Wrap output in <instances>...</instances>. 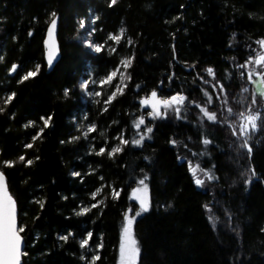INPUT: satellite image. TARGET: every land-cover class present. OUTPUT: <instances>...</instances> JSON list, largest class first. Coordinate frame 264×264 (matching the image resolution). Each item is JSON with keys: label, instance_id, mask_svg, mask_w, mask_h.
Masks as SVG:
<instances>
[{"label": "trees", "instance_id": "16d2710c", "mask_svg": "<svg viewBox=\"0 0 264 264\" xmlns=\"http://www.w3.org/2000/svg\"><path fill=\"white\" fill-rule=\"evenodd\" d=\"M53 13L62 56L49 71L43 41ZM84 21L100 51L81 39ZM121 29L119 42L110 39ZM262 39L264 0H0V168L20 209L23 264H92L96 256L95 264H117L139 178L151 189V208L135 223L139 264H264V98L251 152L231 132L197 124L189 107L209 93L220 113L211 75L233 93L249 85L240 66ZM125 60L127 86L117 92V78L106 81ZM153 90L184 96L183 109L148 119L149 138L134 146L139 100ZM193 163L213 177L206 187L194 184Z\"/></svg>", "mask_w": 264, "mask_h": 264}, {"label": "snow or ice", "instance_id": "6c2138e0", "mask_svg": "<svg viewBox=\"0 0 264 264\" xmlns=\"http://www.w3.org/2000/svg\"><path fill=\"white\" fill-rule=\"evenodd\" d=\"M117 0H111V3L114 5L116 4ZM55 16V13L52 14ZM81 27H83V24H81ZM55 29H56V20L53 19L51 26L48 31L49 40L47 42L48 44V64L51 65L52 61L55 59L59 49L57 47V44L55 42ZM124 30L121 29L120 35L118 36H111L110 39L115 40L119 42L121 37L123 36ZM259 43L264 46V41H259ZM101 47L96 46V51H100ZM125 67H128L131 65V60H125L122 62ZM249 64L253 63L252 60L248 61ZM256 64H259L261 66H264V55L259 56L258 59L255 60ZM240 67H245V65H241ZM11 71H16V66L13 65ZM39 71V66H37L36 72H28L26 76L23 77V79L27 80L30 77H33L37 74ZM209 73H213V70L211 68L207 69ZM257 75L260 76V80L253 81L254 83H258L257 91L261 96H264V74L257 73ZM116 76V73L113 72L111 75L107 77L106 82H111V80ZM121 79L123 80V75H121ZM130 79V77H129ZM249 79H252L251 73H249ZM86 87V85H83ZM222 87V86H221ZM117 91H122L121 89L117 88ZM247 91V89H245ZM14 93L12 96L7 98L6 102H11V99L14 97ZM115 96V93L113 94V97H109V102L111 99H113ZM184 97L177 96L173 97L171 101H157L156 100V93H152V99L151 100H145V104H151L154 112L153 115H160V109L159 105L162 103L166 107L171 106V104L176 103L180 104L183 103ZM253 103H255V99H253ZM176 111L178 112L179 109L177 108ZM231 112V109L228 110ZM204 114L209 120H215L216 116L214 113H209L207 109H204ZM245 123L241 124L240 131L241 133L247 137L251 131H255L258 129V122L262 119L259 113L256 114H249L247 116H243ZM51 117H49L48 120H44V125L47 127L49 120ZM144 121L140 120L139 124L136 126L139 127L140 124H143ZM94 126L89 129V131H93ZM41 131H43L41 129ZM152 129L149 128L148 132H151ZM235 134V131H234ZM143 139V138H141ZM141 141H133V143L139 144ZM123 143H127V141H123ZM175 143V141H173ZM205 143H209V141H205ZM243 147H246L249 152H251V147L247 144V140H245ZM28 147H31V145H28ZM121 148H113L112 152L109 153V155H112L116 152L121 151ZM104 152V149L102 148L100 150L101 154ZM21 160H24V157H20ZM8 166H12L13 162L6 161L4 162ZM28 164H31L32 161H27ZM198 167V166H197ZM197 168H193L192 172L193 175L196 174ZM254 171V170H253ZM78 175V173H77ZM208 179H213L211 174H207ZM195 183L197 185H203L204 181L196 178ZM140 184L143 185V188H137L133 192V196L136 200L139 201L140 204V210L135 213V215H128L126 214V223L123 227V238L122 242L120 244V264H137V260L139 257V247L137 246V241L134 236L133 232V224L135 221V216H139L142 212H146L149 210L150 207V198L148 196L147 186L144 184V181L141 180ZM98 193H94L93 196L97 195ZM119 193H116L114 191V197H118ZM43 206V205H41ZM96 205H93L95 207ZM90 209L85 208L83 211L86 213ZM131 209L128 210L129 213H131ZM23 231V228L17 227V215H16V202L11 196V194L8 192L7 182L6 178L4 176V173L0 171V264H20L21 260V243H22V237L20 236V232ZM89 239L91 238V233L88 234ZM62 239L67 240L68 237H62ZM88 240H84L81 244L82 247L87 246ZM102 246V245H101ZM99 259L98 256L93 257L92 264H95V261Z\"/></svg>", "mask_w": 264, "mask_h": 264}, {"label": "rangeland", "instance_id": "374dc122", "mask_svg": "<svg viewBox=\"0 0 264 264\" xmlns=\"http://www.w3.org/2000/svg\"><path fill=\"white\" fill-rule=\"evenodd\" d=\"M82 24H83V29L81 30V36H80L81 39L84 40L85 44L88 47L96 49V46L92 44L91 39H90L92 21L91 22L90 21L89 22L84 21ZM261 41H264V39H262ZM60 44H61V42H60ZM256 52L258 54H260V55H264V46H262L259 43L258 46H257V51ZM257 55L255 57H253L252 59H250V60L253 61V63L249 64L248 62H246V64H245V67H248V69H247L248 74L251 73V75H252V79L251 80L248 77V80H249L250 84L242 87L240 90H238V91H236L234 93L232 92V90L228 91V90H226V87L224 88V86L221 87L220 85H218L214 81L215 75L214 74L211 75L212 85H213L214 89L217 92L218 98L220 100H222V102H224L223 104H225V106H224L223 110L220 113H219V111L212 110L213 109V107H212L213 106V101H212L211 96L209 95V93H206L207 98H206L205 101H203V102H193V104L191 103V105H189V107L192 110L191 112L194 113L193 115L195 116V120H196L197 124H199V125L201 124L204 127L211 126V127L215 128V129H222L224 131L231 132L233 137L235 139H237L240 143L241 142L242 143L245 142L246 137L241 133L240 126H241V124L245 123L246 121H244V119L241 116V114H243V116H247L249 114H256V113L260 114V110L257 109V104H259L258 102H259V100H260L259 98L261 96L259 94V92L257 91V88H258L259 85H258V83H254L253 81H257L258 82L260 80V76L257 75V73L259 72L261 74H264V72H262V69H260L262 67L261 65L254 63L255 60L257 59ZM44 60H45V51H44ZM46 66H47V64H46ZM114 72L116 73V76L114 78H117V83L115 84L116 90H117V88L123 90L127 86L126 82L128 81L127 78H126L127 77L126 67L124 65H122ZM121 75H123V80L121 79ZM83 85H86V87L88 86V83H87V81H85V79H82V81H81V88H83L84 91H85V89H87V88L85 86H83ZM219 86H220V88H222V90L219 89ZM245 89H247V91H245ZM153 92L156 93V100L157 101H171L173 97L181 96V95H173L171 97L161 98V97H159L158 92L156 90H153V91H151L149 93L148 96L141 97L139 102L141 103L142 109H144L145 112L142 114L141 117L137 118L134 121V128L137 130L136 132L139 133L137 135V139L134 140V141L139 140L141 142L139 144H136V143H133V144H136V145L142 144V142H144V140H145L144 138L148 136V133H149L148 129L149 128H144V127L147 126L146 122H147L148 119L153 121V122H157V121L165 119L167 117V115L169 113H171V111H174V110L176 111L177 108L179 109V111L181 109H183L182 104L185 101V97L184 96H182V97H184V101H183V103H180V104L173 103V104H171V106L166 107L164 104L161 103L159 105L160 115H158V116L157 115H153L154 109H153L152 105L144 103L145 100H151L152 99V93ZM86 93H87V91H86ZM262 98H264V96ZM253 99H255V103H253ZM204 109H207V111L209 113H214L215 116H216V119L214 121L213 120H209L204 114ZM229 109H231V112L228 111ZM140 120H143L144 123L140 124L139 127H137L136 125L139 124ZM234 131H235V134H234ZM86 132L89 133V130H87ZM141 138H143V139H141ZM115 148H118V147L116 146ZM193 165H197L198 166V164H195V163H193ZM193 178H194L193 182H194V180L196 178H199V179L204 181L203 185H199L198 187H200V186H205L206 187L209 184V182H210V179H208L207 174H205L202 171V169H200L199 167H197L196 174L193 175ZM141 180H143L144 184L147 186V191H148V196L150 198V206H151V189H150L149 183L147 182L146 178H139L135 182V186L132 188V190L130 192V200L132 202H134V204H135V205L133 204V206H131L129 208V209L132 210L131 213L128 212L129 209L126 211V214H128L130 216L131 215H135V213L140 210L139 201L134 198L133 192L137 188H143V185L140 184ZM95 204L96 203H94V205ZM18 208H19V205H18ZM149 209H150V207H149ZM207 209H208L207 210V215L211 219V221H212L213 225L215 226V228H217L218 225H219L217 217L215 216V214L213 213L211 208H207ZM148 211L142 212L139 216H135V221H134V224H133L134 236H135V239L137 241V246L139 247V250H140L139 251V257H138V260H137V264H139V261H140L141 248H140V244L138 242V239H137V236H136V233H135V223L142 215H144ZM126 214L124 216V219H123V222H122V227H121L117 264H120V244H121L122 238H123V227H124V225L126 223ZM19 222H20V209H19ZM23 237H24V235H23ZM24 239H25V237H24ZM87 240H89V238ZM25 242H26V240H25ZM80 242L82 244L83 240L80 239ZM25 252H26V248H25V251H24V255H25Z\"/></svg>", "mask_w": 264, "mask_h": 264}, {"label": "water", "instance_id": "95a60500", "mask_svg": "<svg viewBox=\"0 0 264 264\" xmlns=\"http://www.w3.org/2000/svg\"><path fill=\"white\" fill-rule=\"evenodd\" d=\"M53 19L56 20V29H55V42L57 44V47L59 49L55 59L52 61V64L49 65L48 64V40H49V36H48V31H49V28L51 26V23L52 21L50 22L49 26L47 27V30H46V34H45V39H44V47H45V63L47 64V69L49 71H51L52 69H54V67L56 66V64L59 62L60 58H61V44H60V40H59V24H60V19H59V15L55 16ZM52 19V20H53ZM0 171H2L4 173V176L6 178V182H7V187H8V192L11 194V196L13 197V199L15 200L16 202V215H17V227L20 228V222H19V208H18V203H17V200L15 199V197L12 195L11 193V190H10V187H9V181H8V177L7 175L5 174V172L0 168ZM192 172V170L190 171ZM196 180V179H195ZM195 180H194V183H195ZM195 185L198 187L199 185H197L195 183ZM20 236L22 237V243H21V260H20V264H23V255H24V251H25V248H26V242H25V239L22 235V233L20 232Z\"/></svg>", "mask_w": 264, "mask_h": 264}, {"label": "bare ground", "instance_id": "6f19581e", "mask_svg": "<svg viewBox=\"0 0 264 264\" xmlns=\"http://www.w3.org/2000/svg\"><path fill=\"white\" fill-rule=\"evenodd\" d=\"M44 39H45V37H44ZM43 45H44V41H43ZM44 49H45V47H44ZM61 56H62V50H61ZM259 56H261V55L258 54V55H257V59L259 58ZM60 59H61V58H60ZM86 88H87V87H86ZM88 89H89L90 91H88L87 93L84 92V93H85L84 98H85V100H86L87 102H89V101H90V98L93 97V96L90 94V92H91V93H94L93 90H91L90 88H88ZM148 95H149V94H148ZM148 95H147V96H148ZM223 103H224V102L221 103V106L224 107L225 104H223ZM144 128H145V127H144ZM135 130H136V129H135ZM136 131H137V130H136ZM137 133H138V132H137ZM134 135H135V134H134ZM148 138H149V137L147 136V137H145L144 139L147 140ZM136 139H137V138H136ZM136 139H134V140H136ZM248 139H249V135L246 137L247 144L249 145V143H248ZM134 140H133V141H134ZM134 146H138V145L134 144ZM249 146H250V145H249ZM191 167H192V168L189 170V172H190L193 168H197V165H193V164H192ZM190 173L193 175V172H190ZM5 174H6V173H5ZM133 186H135V184H134ZM131 190H132V189H131ZM11 193H12V192H11ZM129 197H130V196H129ZM15 199H16V198H15ZM130 201H131V200H130ZM133 203H134V202H133ZM131 205H132V204H131ZM135 207H136V206H135ZM150 208H151V206H150ZM128 209H129V208H128ZM128 209H127V210H128ZM149 210H150V209H149ZM138 218H139V217H138ZM121 227H122V226H121ZM21 233H22V232H21ZM137 239H138V238H137ZM138 242H139V241H138ZM23 261H24V256H23Z\"/></svg>", "mask_w": 264, "mask_h": 264}]
</instances>
